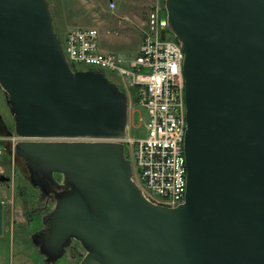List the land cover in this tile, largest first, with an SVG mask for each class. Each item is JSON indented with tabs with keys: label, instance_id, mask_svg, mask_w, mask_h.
I'll list each match as a JSON object with an SVG mask.
<instances>
[{
	"label": "water",
	"instance_id": "water-1",
	"mask_svg": "<svg viewBox=\"0 0 264 264\" xmlns=\"http://www.w3.org/2000/svg\"><path fill=\"white\" fill-rule=\"evenodd\" d=\"M160 20L184 55L187 190L176 209L144 198L122 145L77 143L122 141L128 100L103 74L72 70L46 0H0L14 135L65 141L15 148L49 212L46 240L30 238L41 264L74 243L80 264H264V0H166Z\"/></svg>",
	"mask_w": 264,
	"mask_h": 264
},
{
	"label": "built area",
	"instance_id": "built-area-1",
	"mask_svg": "<svg viewBox=\"0 0 264 264\" xmlns=\"http://www.w3.org/2000/svg\"><path fill=\"white\" fill-rule=\"evenodd\" d=\"M114 11L115 6L111 5ZM164 8L150 14L138 55L131 60L99 49L96 30L69 32L62 46L71 68H87L116 77L129 95V112L143 110L142 123L145 138L133 139L126 134L122 141L124 153L133 160V183L144 198L154 206L176 209L184 204L187 183L183 143L186 131L184 55L175 42L167 41L168 28L161 22ZM165 32V40L161 33ZM46 141L20 139L16 136L0 138V159L6 154V145L13 149L19 144ZM89 142V141H86ZM110 143V142H109Z\"/></svg>",
	"mask_w": 264,
	"mask_h": 264
},
{
	"label": "rangeland",
	"instance_id": "rangeland-1",
	"mask_svg": "<svg viewBox=\"0 0 264 264\" xmlns=\"http://www.w3.org/2000/svg\"><path fill=\"white\" fill-rule=\"evenodd\" d=\"M165 1L84 0V5H79L77 2L74 3L69 0H46L54 32L60 40L64 41L66 35L75 30H96L100 37L99 49L102 53L120 56L128 60L134 59L138 55L149 16L157 8H164ZM111 3L117 6L116 12H110ZM167 41L176 43L169 32ZM73 69L77 72L90 71L87 68ZM105 77L126 96L127 100L129 99V95L124 91L115 76L105 74ZM129 101L128 108L131 105ZM0 116L4 119L7 127L6 131H0V138L6 140L10 134L14 135V128L1 90ZM146 120V114L143 110H137L134 114L129 112L127 135L137 140L144 139L145 133L142 123ZM96 143L87 142V144ZM5 145L7 151L5 156L0 159V177L9 179L10 183L0 184V204L3 203L6 214L5 219L12 220L14 225L12 230L11 227L7 229L10 232L12 231L11 234L5 233L2 238L0 237V264H4V261L8 260L7 253L9 250L11 264H41L30 238L35 231L37 232L40 229L42 224L36 219L32 223H28L32 210L34 209L33 212L35 213L41 209L42 205L40 204L38 207V202L36 203L40 192L33 188L29 182V175L24 167L26 163H23L15 155V150L11 144L5 143ZM125 157L134 167L130 155L126 153ZM16 220H23L26 227L15 226ZM77 245H73L71 251L57 264H80L85 254Z\"/></svg>",
	"mask_w": 264,
	"mask_h": 264
},
{
	"label": "flooded vegetation",
	"instance_id": "flooded-vegetation-1",
	"mask_svg": "<svg viewBox=\"0 0 264 264\" xmlns=\"http://www.w3.org/2000/svg\"><path fill=\"white\" fill-rule=\"evenodd\" d=\"M7 127H6V125H5V122H4V119L0 116V131H5V129H6ZM34 144V143H33ZM23 163H25V162H23ZM24 167L26 168V171L28 170V167H27V164L25 165L24 164ZM28 172V171H27ZM30 201H31V199H30ZM37 202H40V204L42 205L41 206V209H44L45 207H46V201L45 200H41V199H37L36 200V203ZM38 204V203H37ZM34 211V209L32 210V214H30V218H29V222L28 223H32L33 221H35V219L36 220H38L39 222H40V224H42V222H46L45 220L47 219V217H48V215H49V212H33ZM35 235H38V241L39 242H44V240H46V232L44 231V229H43V227H42V225L40 226V229L36 232H34L33 234H32V236L31 237H33V236H35ZM73 245H75V244H73ZM73 245H72V247L70 248V250L69 251H71V249L73 248ZM77 245V244H76ZM33 246V245H32ZM78 246V245H77ZM34 248V247H33ZM35 250V249H34ZM69 251L67 252V253H69Z\"/></svg>",
	"mask_w": 264,
	"mask_h": 264
},
{
	"label": "crops",
	"instance_id": "crops-1",
	"mask_svg": "<svg viewBox=\"0 0 264 264\" xmlns=\"http://www.w3.org/2000/svg\"><path fill=\"white\" fill-rule=\"evenodd\" d=\"M69 1H71V2H77L79 5H84V0H69ZM70 3V2H69ZM123 3V2H122ZM71 5H72V3H70ZM112 5H114L113 3H111ZM121 4V3H120ZM119 4V5H120ZM115 6V12L117 11V6L116 5H114ZM114 11H111L110 10V12L112 13V12H114ZM123 20V19H122ZM99 44H100V37H99ZM104 54H108V53H104ZM2 205H3V203H1ZM6 214H5V211H4V208H3V234H11V232L10 231H8L7 229L9 228V227H11L10 229L12 230V227H13V225H14V222L12 221V220H9L8 221V219H5L6 217ZM8 221V222H7ZM15 226H19V227H26L25 226V222L23 221V220H16V223H15ZM3 236V235H2ZM2 238V237H1ZM7 259L8 260H6V262L4 261V264L6 263V264H11V253H10V250H9V252L7 253Z\"/></svg>",
	"mask_w": 264,
	"mask_h": 264
},
{
	"label": "trees",
	"instance_id": "trees-1",
	"mask_svg": "<svg viewBox=\"0 0 264 264\" xmlns=\"http://www.w3.org/2000/svg\"><path fill=\"white\" fill-rule=\"evenodd\" d=\"M174 40V39H173ZM62 41V40H61ZM73 69V68H72ZM74 72H77L76 70L73 69ZM6 131V130H5ZM10 131V130H9ZM8 132V131H7ZM11 132V131H10ZM9 133V132H8ZM7 134V133H6Z\"/></svg>",
	"mask_w": 264,
	"mask_h": 264
}]
</instances>
